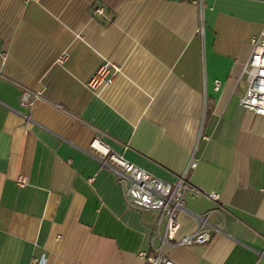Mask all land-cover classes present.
<instances>
[{
	"label": "crops",
	"instance_id": "crops-1",
	"mask_svg": "<svg viewBox=\"0 0 264 264\" xmlns=\"http://www.w3.org/2000/svg\"><path fill=\"white\" fill-rule=\"evenodd\" d=\"M263 27L264 0H0V264H149L158 213L127 204L96 137L167 181L196 151L189 177L219 200L185 204L220 231L169 258L264 264V117L240 104ZM106 62L112 83L91 87Z\"/></svg>",
	"mask_w": 264,
	"mask_h": 264
},
{
	"label": "built area",
	"instance_id": "built-area-1",
	"mask_svg": "<svg viewBox=\"0 0 264 264\" xmlns=\"http://www.w3.org/2000/svg\"><path fill=\"white\" fill-rule=\"evenodd\" d=\"M97 11L102 13L103 8H98ZM252 45V54L242 74L247 82V89L240 99V104L264 117V27L259 34L253 36ZM111 69L116 72L119 67L111 62L102 65L92 77L90 86L95 88L100 83H112L114 73L110 74ZM220 87L221 81L216 80L215 88L219 90ZM38 96L39 93L25 89L21 95V103L24 106H31ZM90 149L100 163L114 174L129 206L139 209L142 213H158L155 227L159 232L163 228L158 235L160 245L153 253L147 250L138 253V256L147 260L149 264H180L165 254L164 247L205 244L211 240L214 232L220 231L219 227L209 221L210 211L203 214L194 213L189 211L185 204L188 195H205L215 202L219 200L218 192H206L196 187L189 177V173L199 165L200 158L196 151L191 154L184 171L174 181H167L130 162L98 137L93 139ZM27 183L26 177L18 178L19 185L25 186ZM182 213H190L198 221V226L191 233L179 236ZM47 260L45 255H41L35 257L30 264H47Z\"/></svg>",
	"mask_w": 264,
	"mask_h": 264
}]
</instances>
